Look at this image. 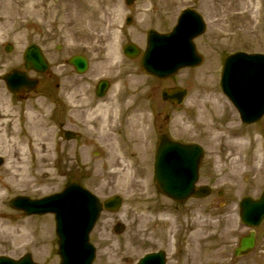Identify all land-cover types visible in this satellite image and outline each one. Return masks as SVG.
Here are the masks:
<instances>
[{
  "label": "flooded vegetation",
  "instance_id": "af4514ba",
  "mask_svg": "<svg viewBox=\"0 0 264 264\" xmlns=\"http://www.w3.org/2000/svg\"><path fill=\"white\" fill-rule=\"evenodd\" d=\"M118 1L122 5L123 0ZM138 2L135 0V6L130 7L131 14L142 15L137 21L143 24L133 31L123 25V19L119 24L114 20L112 26L102 27L97 25L98 19L88 20L80 28L77 23L70 22L65 28L57 27L49 32L43 18L37 19V25L33 27L27 22L19 69L27 70L24 60L27 50L54 57L53 73L27 72L31 77L39 78L40 86L47 78L55 80L53 116L56 135L60 148L64 146L71 152L72 170L77 167L79 158L83 165L82 149L93 148L96 156H104L105 167L119 168L123 161H129L138 172L139 181L146 182L154 174L161 136L183 144H199L205 149L211 144L213 137L202 130L190 107L201 103L217 104L222 105L226 113L233 111L216 84L212 90L215 100L206 101L210 83L198 68L181 69L162 79L142 70V50L135 59L125 54V45L133 42L132 34L144 43V36L151 29L146 30L145 26L169 27L178 19L179 4L174 1L140 0L142 6L136 8ZM41 5H45V0H37V8ZM123 36L127 39L123 40ZM73 56L87 59L85 73H79L69 63ZM6 65L7 61H2L1 66ZM185 123L188 131L182 129ZM85 125L89 129L87 132H83ZM67 131L72 132L71 141H65ZM215 169L214 155L205 153L196 186H209L210 198H221L223 192L216 190L220 177ZM206 199L193 198L192 203L168 199L169 211L156 210L153 214L157 215L152 219L142 220L151 226H145L137 233L138 262L147 254L155 253L161 264H208ZM36 235L29 241L25 253L32 264H60L55 237H45L46 241L42 243Z\"/></svg>",
  "mask_w": 264,
  "mask_h": 264
},
{
  "label": "rangeland",
  "instance_id": "374dc122",
  "mask_svg": "<svg viewBox=\"0 0 264 264\" xmlns=\"http://www.w3.org/2000/svg\"><path fill=\"white\" fill-rule=\"evenodd\" d=\"M222 1L224 5V17L222 20L217 18L216 0H202L199 2L200 9L204 10L208 15L207 32L198 41L199 49L207 59L203 65L202 72L207 74L209 69L214 75H217V81L220 76V56L222 52L231 53L236 50L264 52V6L254 17L252 5L255 0ZM118 3V0H53L51 3L47 0L46 9L44 11L41 7H36L33 13L36 15L38 14L39 18L44 19V27L47 29V32L57 27L65 28L70 22L77 23V27L80 28L82 23H87L88 20L91 21L93 19H98L97 25L102 27L112 24L121 14H123V18L125 17L126 12L124 10L122 11V6L119 7ZM154 3L156 4V1ZM32 4L36 6L37 0H34V2L32 0ZM137 6H142L141 2H139ZM32 7L33 6H31L30 9ZM25 8V0H0V22L2 21L3 24L10 25L3 26L2 29H0L5 34V40L17 38L10 34V29L13 25L16 26L20 24L18 33H24L23 27L25 23L23 20L27 10H25ZM233 8L235 10H233ZM12 17L15 19L7 21L11 20ZM140 17H142V15H140ZM136 18L139 19V16ZM26 20L30 26L37 25V19L31 16H28ZM141 24L140 22H136V24L132 25L131 29L133 30L136 26ZM158 28L166 29L167 27L162 26ZM133 39L139 42L137 38ZM22 41L23 39L19 40L17 44L21 46ZM0 51L3 52L2 43H0ZM16 55L17 51L12 57L15 59ZM14 65H17L15 61ZM5 69L7 68L5 67L4 70ZM213 77L214 76L211 75L209 78L213 79ZM209 82H211L210 79ZM1 86L4 90L3 83H0V87ZM39 95H42V93ZM37 97L40 98V101H38ZM7 100V104L12 102L17 111L16 119L18 120L19 126L22 127V129H20V133L22 131L21 138H23L24 141L26 140L25 138H28L29 143L37 141V137L34 135L33 130L29 128L27 111L30 108L36 112L35 116L39 118L43 125L42 130H40L38 134L41 140L39 143L42 145L44 153L49 155L48 161H37L35 148L33 145H28L27 147L21 148L26 152L24 157L27 158V160L24 162L22 159L23 156L20 155V150L17 148V154L21 156L22 159L21 164L26 165L27 169L30 171L33 183L26 185L23 189L10 187V189L6 191L2 190L0 212L3 218L9 220L12 224H16V228L13 229V233H0V254L9 253L16 255L25 251L26 242L29 240L30 236L34 233H40V230H36L35 227L41 228L49 226V217L27 218L20 212L10 208L9 201L19 195L43 197L59 191L64 187L70 177L68 168L71 166V162L70 153L60 154L56 149V130L54 129L49 114L52 113L53 110L51 95L47 100L44 99L43 96L40 97L35 95L25 102H18L15 99L10 100L9 95H5L3 101ZM213 112L214 109L209 105H203V118L205 120L209 119ZM232 120V117L225 118L222 123L216 124L218 128L216 141H218L219 144L215 147L220 156L219 168H221L220 173L223 181L220 188L226 192V197L223 200H218V203H212L210 200L207 201L209 212H222L220 217L216 214H209L207 219L208 236L215 233V231L211 230V226H215L217 230L216 233L218 234V237H215V239L209 242V248H213V250L209 251L214 258L220 260L221 264H264V223L258 229V244L255 251L248 257L242 259L235 260L233 256L237 242L235 238L237 235L239 237L246 230L239 219L238 202L241 198L240 196L248 192L257 194L264 187V144H261V142L264 141V120L261 125L249 128L251 131L247 130L246 132L249 133L253 131L252 133H256V135L259 136L256 141L258 146L253 155L250 154V150L246 149L245 151V144L231 145V143L226 140L227 136H222L220 129L230 134L234 130L233 126L237 121ZM84 127L85 130H88L87 125ZM241 132L242 130L239 129V133ZM222 146L227 147L226 153L222 151ZM219 149H221V151ZM85 154L89 156L87 152ZM0 157L3 158L5 162L0 166L1 182V180H3L1 174L8 163V156L0 151ZM39 165H42L41 167L43 169H41ZM80 170L81 169H79L78 172ZM120 172L121 171L117 173L120 176L119 178L115 181H110L109 178L101 175V170H96L92 178L88 180L86 184L101 197L114 193L124 196L127 209L124 208L121 214L115 216V219H121L122 221L123 219L126 220L128 230L120 238L123 239V247H125L127 251L134 253L131 244L135 242L134 233L138 227V223L140 224V215L138 211L143 209L140 203L144 198H149V194H151L153 188L148 187L147 190L146 187L135 182L125 170ZM236 190H238V192H236L237 195L235 193ZM252 190H254V192H252ZM152 199L145 201H151ZM220 202L223 203L220 205ZM137 204L138 206H136ZM123 211H125V213L127 211V219ZM103 217H107L108 221H111V216L108 214L103 215ZM212 220L217 221L215 223L212 222ZM102 225H105V223H102ZM24 230L25 234H23ZM9 233L12 234L11 238H9ZM103 236L108 237L110 235L103 234ZM37 237L39 236L37 235ZM102 242L104 246L105 243H107V239ZM96 264H123V252L115 250L114 247H103L99 255V261Z\"/></svg>",
  "mask_w": 264,
  "mask_h": 264
},
{
  "label": "water",
  "instance_id": "95a60500",
  "mask_svg": "<svg viewBox=\"0 0 264 264\" xmlns=\"http://www.w3.org/2000/svg\"><path fill=\"white\" fill-rule=\"evenodd\" d=\"M132 0H128L130 2ZM192 15L193 20L189 21L186 17L181 19L175 32L170 37H153L150 40V47L146 56L145 67L152 73L166 74L170 71H175L179 66L182 65H196L200 61V57L196 53V48L193 39L204 32L205 25L197 14ZM183 54L187 56L184 58ZM25 80L20 74L15 73V78L10 81V88L14 93L25 90ZM223 87L231 95L238 91L237 97L234 98V103L239 109L242 118L245 121H258L264 114V94L260 93V98L257 99L256 92L259 90L264 92V56L261 55H245L237 54L232 55L226 60L223 70ZM248 96L246 99L242 98ZM255 94V96H254ZM236 95V94H235ZM241 97V98H239ZM256 97V98H255ZM164 168H169V160L163 164ZM72 188H81L79 184L71 183L68 185L67 190L64 192L68 195ZM184 187L177 185L161 184V189L167 194L179 193ZM186 194L192 193L191 187L184 189ZM88 200L94 203L96 211H93L92 219L94 214L98 213L99 202L91 195L88 196ZM56 198L51 199L54 202ZM50 200L42 202L30 201L28 198L18 197L14 199L11 205L17 209L25 210L27 213L31 212H45L55 211L53 207H46L42 204L48 203ZM119 203L118 199L112 201L113 205ZM242 218L249 226H256L260 223L264 217V198L253 202L250 199H245L242 204ZM89 216L92 214L88 212ZM97 216V215H96ZM92 221L89 223L91 225ZM60 234L63 231H59ZM255 235L252 232L248 237L244 238L241 242L240 248L236 250V255L240 256L250 251L254 246ZM63 249H68L63 246ZM82 254L84 259L82 262L73 264H91L92 261V250L85 256ZM65 257V252H64ZM65 264H70L69 259Z\"/></svg>",
  "mask_w": 264,
  "mask_h": 264
},
{
  "label": "bare ground",
  "instance_id": "6f19581e",
  "mask_svg": "<svg viewBox=\"0 0 264 264\" xmlns=\"http://www.w3.org/2000/svg\"><path fill=\"white\" fill-rule=\"evenodd\" d=\"M264 0H255L252 5L254 16L258 14V12L263 8ZM15 18L12 17V21ZM1 25V23H0ZM2 106V114L0 115V151L8 156V163L5 166L3 173L1 176L3 180L0 182V198L2 196V190L6 191L10 189V187L23 189L26 185L33 183L30 175V171L27 169L26 165H22V159L26 162L27 158H25V150L21 149L22 147H27L28 145H33L35 148V152L37 153V161L46 162L49 160V155L44 153L42 145L39 143L41 140L38 137L39 131L42 130V124L35 117H28L29 128L33 130L34 135L37 137V141H33L31 143L28 142V138H23L20 136V126L18 120L16 119V109L13 105H4V103H0ZM254 139H251L249 143L253 142ZM242 143V140L238 139V143ZM17 148L20 150V155L17 154ZM41 169H43L40 166ZM16 228V224H12L9 220L3 218L0 213V233L11 232L13 233V229ZM15 232V230H14ZM24 234V233H23Z\"/></svg>",
  "mask_w": 264,
  "mask_h": 264
}]
</instances>
